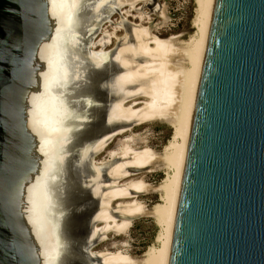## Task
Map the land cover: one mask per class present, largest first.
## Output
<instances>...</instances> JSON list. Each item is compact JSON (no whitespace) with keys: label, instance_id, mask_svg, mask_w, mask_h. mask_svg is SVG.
Returning a JSON list of instances; mask_svg holds the SVG:
<instances>
[{"label":"water","instance_id":"95a60500","mask_svg":"<svg viewBox=\"0 0 264 264\" xmlns=\"http://www.w3.org/2000/svg\"><path fill=\"white\" fill-rule=\"evenodd\" d=\"M132 2L0 0V264H85L108 230L152 215L110 205L156 192L144 180L118 185L161 171L155 150L95 159L139 120L123 102L149 89L120 79L119 41L94 49L115 12L134 41L121 14ZM100 254L135 264L121 250ZM168 264H264V0H214Z\"/></svg>","mask_w":264,"mask_h":264},{"label":"bare ground","instance_id":"6f19581e","mask_svg":"<svg viewBox=\"0 0 264 264\" xmlns=\"http://www.w3.org/2000/svg\"><path fill=\"white\" fill-rule=\"evenodd\" d=\"M149 1L152 0H133L132 4L125 5L136 9L140 2L148 4ZM194 4L195 17L192 25L195 30L188 39L177 41V38H160L154 35L149 27L134 24V41H129L126 33L112 57L121 67L127 69L120 72L122 81L128 84L149 81V89L146 93L123 102L127 117L139 118L133 125L162 119L173 129L171 138L163 150L161 149L162 153L158 154L165 177L158 187H153L160 192V202L150 209L161 231L155 239V244L144 252L141 259L132 258L127 254L134 259L135 264H168L169 260L192 114L214 0H194ZM139 96L144 98L141 109H135L134 104L130 106L125 104L129 99L133 100ZM135 101L136 99L133 102ZM132 151L136 150L127 146L122 154ZM125 197L128 196L118 198ZM110 208L112 209L111 205ZM99 222L105 224V221ZM129 225L130 222L121 232H125Z\"/></svg>","mask_w":264,"mask_h":264},{"label":"rangeland","instance_id":"374dc122","mask_svg":"<svg viewBox=\"0 0 264 264\" xmlns=\"http://www.w3.org/2000/svg\"><path fill=\"white\" fill-rule=\"evenodd\" d=\"M121 14L133 25L149 27L154 35L164 39L177 38V41L178 39L186 40L195 30L192 25L195 17L194 0H152L148 4L140 2L136 9H131L130 6L124 5L121 6ZM110 19L115 25L106 21L101 26V30L95 38L98 41L94 42V49H98L100 46H97V44L100 43L102 46L101 50H110L126 36L124 27L116 24L121 21L120 14L117 12L113 13ZM135 99L136 101L133 102ZM135 99H129L125 104L127 106L134 104L133 107L135 109H141L144 105V98L139 96ZM125 129L127 130L121 132L122 134L119 133L110 139L104 149L96 155V165L108 163L119 157L127 146L134 148L136 151L152 149L160 155L163 147L171 138L173 131L170 124L162 119L135 124L125 127ZM160 170L142 171L128 175L120 179L118 183L120 185H128L144 179L156 188L165 177L163 166H160ZM135 201L152 209L154 204L160 202V192L156 190L154 193L117 198L112 202L111 207L115 209L120 205L134 203ZM96 225L103 226L104 223L98 222ZM160 231L161 228L156 224L153 215L132 219L125 232L116 233L113 230H108L106 237L94 249L99 252L109 253L121 250L132 258L141 259L144 252L155 244V239Z\"/></svg>","mask_w":264,"mask_h":264},{"label":"flooded vegetation","instance_id":"af4514ba","mask_svg":"<svg viewBox=\"0 0 264 264\" xmlns=\"http://www.w3.org/2000/svg\"><path fill=\"white\" fill-rule=\"evenodd\" d=\"M104 11H106V9H105V10H104V9L101 10V13H103ZM108 11H109V12L114 11L113 6L109 5V7H108ZM111 23L114 24V22H113L112 20H111ZM103 24H104V23H103ZM97 41H98V40L95 39V42H97ZM97 46H100V47H98V49L95 48L96 50H100V49H102V46H101L100 43H98ZM106 51H107V50H106ZM99 242H100V241H98V243H99ZM98 243H97V244H98ZM97 244H95V245L91 248L92 255L86 259L85 264H101V254H100L99 251H96V250L94 249V247H95Z\"/></svg>","mask_w":264,"mask_h":264}]
</instances>
